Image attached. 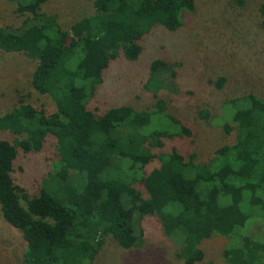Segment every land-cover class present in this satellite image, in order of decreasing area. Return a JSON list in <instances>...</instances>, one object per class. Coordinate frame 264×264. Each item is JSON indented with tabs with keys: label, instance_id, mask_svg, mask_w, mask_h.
Instances as JSON below:
<instances>
[{
	"label": "trees",
	"instance_id": "trees-1",
	"mask_svg": "<svg viewBox=\"0 0 264 264\" xmlns=\"http://www.w3.org/2000/svg\"><path fill=\"white\" fill-rule=\"evenodd\" d=\"M44 2L18 3L17 12L37 26L0 27V52L35 60L32 87L49 101L39 107L20 101L0 115V213L21 236L23 264H93L106 234L123 248L141 243L142 221L151 214L167 237H180L183 264L202 262L199 242L213 236L230 241L227 264H264V240L249 230L251 223L264 225V98L230 102L236 141L208 163L176 148L153 153L164 138L187 133L160 99L144 117L128 107L92 108L112 63L137 61L154 28L177 30L195 11L194 0H100L69 31L42 12ZM258 13L264 31V4ZM162 65L152 64L144 85L154 95L171 73ZM152 121L173 129L150 128ZM47 151L54 169L30 197L16 183L14 165L21 153ZM232 190L240 193L236 201Z\"/></svg>",
	"mask_w": 264,
	"mask_h": 264
},
{
	"label": "rangeland",
	"instance_id": "rangeland-1",
	"mask_svg": "<svg viewBox=\"0 0 264 264\" xmlns=\"http://www.w3.org/2000/svg\"><path fill=\"white\" fill-rule=\"evenodd\" d=\"M42 12L55 16L66 31L84 16L93 14L100 0H45ZM23 0H0V27L14 31L37 26L30 14L17 12ZM193 13H185L175 31L163 26L154 28L143 44L135 62L119 59L112 63L104 85L99 89L92 108L104 113L112 108L128 107L144 117L155 110L157 100L165 103V114L176 119L187 131L183 136L163 139V147L153 153L176 148L185 157L195 155L198 163H208L218 149L236 141L231 120L233 99L247 94L264 98V31L258 26L264 0H194ZM27 5V4H26ZM161 62L171 73L165 74V89L157 95L145 90L151 66ZM162 65V66H164ZM36 61L20 53L0 52V115L15 107L30 104L49 106V101L32 87ZM232 129L226 133L224 126ZM150 128L173 127L152 121ZM51 152L21 156L14 165V178L30 197L36 196L41 180L53 171ZM157 165L153 160L147 171ZM146 199L141 183L135 184ZM234 200L240 198L232 190ZM157 208V206H156ZM141 243L121 247L106 234L93 264H183L178 258L180 237L169 238L157 216L144 217ZM252 235L264 240V225L251 223ZM204 259L197 264H227L224 252L230 241L213 236L199 242ZM24 243L18 231L9 226L0 213V264H23ZM264 262V260H263Z\"/></svg>",
	"mask_w": 264,
	"mask_h": 264
}]
</instances>
